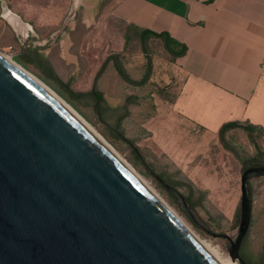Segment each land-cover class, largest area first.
Listing matches in <instances>:
<instances>
[{
	"label": "water",
	"instance_id": "obj_1",
	"mask_svg": "<svg viewBox=\"0 0 264 264\" xmlns=\"http://www.w3.org/2000/svg\"><path fill=\"white\" fill-rule=\"evenodd\" d=\"M240 176V248L252 215ZM200 229L185 198L163 184ZM0 264H219L136 175L60 102L0 56Z\"/></svg>",
	"mask_w": 264,
	"mask_h": 264
},
{
	"label": "rangeland",
	"instance_id": "obj_2",
	"mask_svg": "<svg viewBox=\"0 0 264 264\" xmlns=\"http://www.w3.org/2000/svg\"><path fill=\"white\" fill-rule=\"evenodd\" d=\"M114 2L0 0V54L24 66L73 105L202 240L228 257L225 239L212 233L235 232L242 161L253 159L254 164H264V130L251 134L241 129L228 131L225 141L234 148V155L223 147L218 134L181 123L167 127L164 106L173 101L182 76L176 75V67L160 40L148 39L142 44L139 31L114 16ZM6 10L28 25L25 32L18 31L3 16ZM35 48H40L37 53L32 51ZM27 53L36 60L42 55L46 69L25 63L21 54ZM108 55H117L136 79L141 78L150 59L152 74L149 85L139 92L130 89L109 63L97 83L105 99L100 106L88 92ZM128 93L142 99L119 121L123 112L113 109ZM185 180L205 192L201 205L189 207L211 233L197 227L163 185L173 188L172 181ZM174 186L183 197L189 195L187 184ZM249 188L252 215L243 250L245 257H254V263L264 253V177L250 179ZM197 197L194 193L191 200L197 201Z\"/></svg>",
	"mask_w": 264,
	"mask_h": 264
},
{
	"label": "crops",
	"instance_id": "obj_3",
	"mask_svg": "<svg viewBox=\"0 0 264 264\" xmlns=\"http://www.w3.org/2000/svg\"><path fill=\"white\" fill-rule=\"evenodd\" d=\"M114 1L116 18L185 48L181 56L169 54L182 81L164 106L167 127L181 123L218 134L238 121L264 128V0ZM122 99L114 108L126 99L139 102L132 93Z\"/></svg>",
	"mask_w": 264,
	"mask_h": 264
},
{
	"label": "trees",
	"instance_id": "obj_4",
	"mask_svg": "<svg viewBox=\"0 0 264 264\" xmlns=\"http://www.w3.org/2000/svg\"><path fill=\"white\" fill-rule=\"evenodd\" d=\"M140 41L143 44L145 41H147L148 39H157V40H162V42L164 43V49L167 51L168 54H170L172 56V58L176 57V56H181L185 53V48L184 47H179L177 44L173 43V42H168L165 37H163V35L160 34H156V33H140ZM175 48H177L178 50H174ZM40 48H35V50H32L34 53H37V51ZM21 58L25 63H34L37 64V66L41 67L42 69H46L45 64H43L44 60L43 56L40 55V60H36V58L34 59L33 56H31L29 53H27L26 55L21 54ZM112 64V68L116 71V73L126 82V85L129 87V85L131 86V89H135L138 90L139 92H142L143 89H145L149 83H150V78H151V74H152V62L150 59L147 60L146 63V68H145V72L143 73V75L141 76V78L137 81H132L128 78V76L123 72L122 70V66L119 62L118 56L117 55H108L106 57V59L104 60V62L102 63L100 69L97 71V73L94 76L93 82H92V86L90 91L88 92L89 95H91L96 102L100 105L103 106L105 104V99L103 96V93L97 88V82L99 77L101 76V74L106 70L108 64ZM137 100L139 101V99H142V97L140 95H136ZM175 97L173 98L174 101ZM172 101V102H173ZM134 101L132 99H126V103L124 106L122 107H117L114 108L113 110L116 111H122L123 113L120 115L119 121H122L123 119H125L128 116V106L130 104L136 105L137 103H133ZM233 129H241L243 131H245L248 134H251L252 132H254L255 130H264V128H262L261 126H257V125H253L249 122H229L224 124L219 132H218V136L220 139V142L222 143L223 147L232 152L234 155L236 154V152L234 151V148L225 141V134ZM242 165H243V171L247 168L250 167H264V164H254L253 159H247V160H243L242 161ZM242 171V172H243ZM171 179V178H169ZM186 183H183L181 181H172V183L174 185H178V186H182L183 184H187L188 189L190 190V193L187 197H184L186 199V201L188 202L189 206L191 208L195 207V206H199L202 203V200L205 196V192L201 191L198 188H195L194 185L190 182V181H184ZM248 183V189H249V193H250V197H251V203H252V196H251V191L249 188V181ZM173 186V188H175L176 186ZM194 193H197L198 197H197V201H192L191 197L193 196ZM249 232V231H248ZM248 235V233H247ZM246 235V237H247ZM244 238L241 248H240V257L243 260L244 263L246 264H264V253L263 256H261L259 259H257L256 262L253 263V259L254 257L251 258L250 257L247 258L244 255V242L245 239ZM252 261V262H251Z\"/></svg>",
	"mask_w": 264,
	"mask_h": 264
},
{
	"label": "bare ground",
	"instance_id": "obj_5",
	"mask_svg": "<svg viewBox=\"0 0 264 264\" xmlns=\"http://www.w3.org/2000/svg\"><path fill=\"white\" fill-rule=\"evenodd\" d=\"M3 16H5L8 21L18 30L24 31L28 28V25H24L21 19L10 13L8 10L4 11ZM2 58H4L7 62H9L12 66H14L17 70L27 76L30 80L36 83L39 87H41L44 91H46L49 95L55 98L58 102H60L78 121H80L95 137H97L107 148L118 157L135 175L136 177L170 210V212L177 218V220L195 237V239L200 242L208 252L218 261L219 264H238L235 261H232L228 256H222L217 249L211 243L202 240L189 226L188 224L178 215V213L173 210L170 205L157 193V191L151 186V184L125 159L120 153L113 147L93 126L71 105L68 101H66L61 95L58 94L53 88H51L47 83H45L38 76L27 70L24 66L17 63L10 57H6L0 54Z\"/></svg>",
	"mask_w": 264,
	"mask_h": 264
},
{
	"label": "built area",
	"instance_id": "obj_6",
	"mask_svg": "<svg viewBox=\"0 0 264 264\" xmlns=\"http://www.w3.org/2000/svg\"><path fill=\"white\" fill-rule=\"evenodd\" d=\"M9 49H11V47Z\"/></svg>",
	"mask_w": 264,
	"mask_h": 264
}]
</instances>
